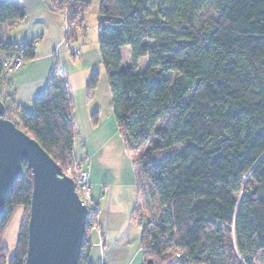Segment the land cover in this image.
<instances>
[{
  "label": "trees",
  "instance_id": "obj_1",
  "mask_svg": "<svg viewBox=\"0 0 264 264\" xmlns=\"http://www.w3.org/2000/svg\"><path fill=\"white\" fill-rule=\"evenodd\" d=\"M50 1L66 11L70 42L89 1ZM24 17L13 0H0V97L5 116L64 169L76 160L66 79L51 78L31 110L6 90L5 59L19 50L26 62L36 56L34 41L14 43L3 34L4 24ZM98 47L117 126L136 165L132 217L147 218L140 236L146 260L257 264L264 250V0H101ZM98 84L94 73L88 97ZM23 167L0 216V264H25L32 171ZM19 206L26 216L9 259L2 241ZM91 247L84 238L79 264H92Z\"/></svg>",
  "mask_w": 264,
  "mask_h": 264
},
{
  "label": "crops",
  "instance_id": "obj_2",
  "mask_svg": "<svg viewBox=\"0 0 264 264\" xmlns=\"http://www.w3.org/2000/svg\"><path fill=\"white\" fill-rule=\"evenodd\" d=\"M13 2L25 14V17L16 21L13 26L4 24V37L14 43L34 41L36 56L28 60L23 67L6 77V86L9 88L6 89L5 87L4 89H9L13 93V101L15 103L22 105L27 110H31L33 100L43 92L51 78L55 81H59L61 77L66 79L72 100L71 115L74 125L73 156L77 161H81L83 167L89 172L93 200L95 201L94 193H98L97 190L101 186V189H104L105 183L103 179L106 178V173L109 174L107 168L104 167L107 166L104 163L106 161L101 158L98 159V154L101 150L106 149L108 145L111 146L112 141H115L121 152L128 154L127 157L123 156V158L134 163L117 126L113 113L111 93L107 95L106 119L99 118L96 124L89 121V115L90 113L93 114V111L88 106L89 102L84 99L83 94L85 92L87 94V85L91 76L98 72L95 69L99 68L101 64L98 42L89 41L84 23L83 27L76 29L75 38L70 43H65L66 11H55L51 6L50 0H13ZM82 16L84 21H86V12ZM34 19L36 23L32 26L31 23ZM69 48L73 53L76 50H80V53L77 54L79 57L77 62L78 66H80L79 69L82 67L81 72H79V79H76L79 80L80 84L78 99H76V91H74L75 83L73 84L75 73L69 68L67 73L65 72L66 70L61 71L62 68L59 69L58 74L54 71L56 62L61 61L62 56H65V52H68ZM72 59H74V64L72 65L74 68L77 64L75 62L76 56L74 55ZM64 67L67 69L66 66ZM76 76L75 78H77ZM82 98L87 102H83ZM93 107L96 110L95 113L100 111L98 104L96 105L95 103ZM82 121L84 126L80 124ZM134 168L131 173V181L133 182L131 184H134L136 188V200L133 209L138 200L136 165H134ZM103 193L101 192V195ZM95 203L99 205L97 201ZM111 227L114 226L107 224L108 229H111ZM115 230L120 231L121 229L116 227Z\"/></svg>",
  "mask_w": 264,
  "mask_h": 264
},
{
  "label": "water",
  "instance_id": "obj_3",
  "mask_svg": "<svg viewBox=\"0 0 264 264\" xmlns=\"http://www.w3.org/2000/svg\"><path fill=\"white\" fill-rule=\"evenodd\" d=\"M0 97V216L6 195L24 171H32L25 264H79L89 208L72 177L42 145L7 118ZM144 264H156L148 258Z\"/></svg>",
  "mask_w": 264,
  "mask_h": 264
},
{
  "label": "rangeland",
  "instance_id": "obj_4",
  "mask_svg": "<svg viewBox=\"0 0 264 264\" xmlns=\"http://www.w3.org/2000/svg\"><path fill=\"white\" fill-rule=\"evenodd\" d=\"M88 1L90 8L86 11V21H84V23L87 29L89 41L98 42V13L101 0ZM35 23L36 20L34 19L31 25L33 26ZM67 25H69L68 22L65 25V43H70L66 40V34L69 30ZM70 50L71 49L69 48V51L65 52V56H62L61 61H58V70L62 68L61 71L66 70L65 72L67 73L69 68L75 73L73 77V84L75 83L74 91H78V93L75 92L76 99H78L80 95V84L79 80L76 79H79V72H81L80 70L82 67L79 69L80 66H78L77 63L79 59L77 55L79 53H77V50H74L76 53H73ZM120 51L122 56V65H129L131 62V48L129 46H125L122 47ZM73 54L76 56L75 62L77 63L74 68L72 66L74 64V59H72V57H74ZM64 66H66L67 69H65ZM145 66L146 59L143 58L139 61L138 71H143ZM95 70L96 72L98 71L99 84L93 91L91 97H87L88 94H86V92L83 94L84 99L89 102L88 106L91 107L93 111V114L90 113L89 115V121H91V123H93V117L96 111L93 107L95 103L96 105H99L100 110L97 112L98 120L99 118L106 119L108 102L107 95L108 93L109 95L111 93L106 72L102 63L99 68L97 67ZM56 74H58V72ZM75 76L77 78H75ZM84 99L82 98L83 102L86 101ZM80 124L84 126L83 121ZM123 150L125 151V149ZM123 156L127 157L128 154L126 152L123 154V152H121L118 148V145L115 144V141H112L111 146L108 145L106 149L101 150L98 154V159L101 158L107 162H104L107 164V166L104 167H106L109 171V174L106 173V178L103 179L105 183L104 189H101V186L97 190L98 193H94L95 201H97L99 205L93 200L92 187L88 178L89 185L91 187L90 195L88 197V203L90 206V213L88 217L92 216L94 218V223L90 225L87 223L84 238H87L92 242L89 257L90 263L92 264H144L147 258L140 246L141 229L147 218L144 215L135 218L132 217L133 206L136 200V188L134 184H131L133 183L131 181V173L135 169V164L131 161L125 160ZM74 162H76L74 164H81L84 169L81 161L74 160ZM101 192L104 193L101 195ZM25 214V208L23 206H19L10 220L3 236L2 242L8 249L9 259H11L15 254L20 226L25 219ZM107 224L114 227L108 229ZM116 227L121 230H115ZM103 243L105 244L104 246ZM257 264H264V250L261 252Z\"/></svg>",
  "mask_w": 264,
  "mask_h": 264
},
{
  "label": "built area",
  "instance_id": "obj_5",
  "mask_svg": "<svg viewBox=\"0 0 264 264\" xmlns=\"http://www.w3.org/2000/svg\"><path fill=\"white\" fill-rule=\"evenodd\" d=\"M67 28H69V25H67ZM33 49L35 51L36 47H34ZM77 53H80V50H77ZM25 62H26V58L23 53V50H19V52L13 53L7 59H5V61L3 62V67L5 71H7L8 73H14L15 71L23 67ZM74 163L76 162L73 161L70 165H68L65 169H63V171L65 174H67L68 176L74 179L75 184H76V191L78 192L83 203L87 204L89 208V213H90L88 197L90 195L91 187L89 185V180H88L89 178L88 171L83 169L81 164L79 163L74 164ZM87 223L89 225L93 224L94 218L92 216L88 217Z\"/></svg>",
  "mask_w": 264,
  "mask_h": 264
}]
</instances>
